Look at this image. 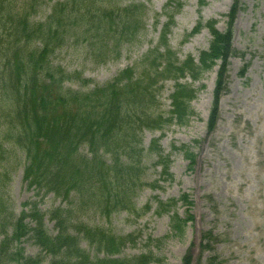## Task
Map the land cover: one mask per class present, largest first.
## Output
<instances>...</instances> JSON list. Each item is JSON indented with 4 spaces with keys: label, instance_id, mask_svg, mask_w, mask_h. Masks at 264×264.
Returning <instances> with one entry per match:
<instances>
[{
    "label": "rangeland",
    "instance_id": "374dc122",
    "mask_svg": "<svg viewBox=\"0 0 264 264\" xmlns=\"http://www.w3.org/2000/svg\"><path fill=\"white\" fill-rule=\"evenodd\" d=\"M43 1L42 11L32 19L35 24L43 23L50 8L64 0ZM173 1L123 3L131 5L132 13L139 9L134 7L136 3L144 4L145 28L137 40L130 38L123 42L118 54L105 62L98 56V46L95 52H90L84 42L96 40V33L81 26L74 33L79 42L75 43L74 35L71 36L74 39H69L51 62L53 67L82 75L89 82L85 89L83 82L74 78V82L66 84V89L86 92L106 86L126 69L140 65L149 51L159 48L165 52L160 35L172 15L168 37L171 51L177 55L179 64L188 57L198 64L199 54L210 48L213 37L205 27L194 37L187 36L199 23L215 22L219 33L232 35V56L223 74L225 86L215 127L210 128L209 123L217 83L221 80L220 61L204 72L199 81L187 75L178 81L161 82L156 86V94L158 114L166 120L164 132L144 130L134 140V145L143 151L140 187L132 195V202L142 211L141 217L119 210L110 219H104L89 211L75 213L74 220L131 239L129 242L134 245L125 247L114 258L145 255L150 257L151 264H264V0H207L202 7L200 0ZM172 2L173 8L178 6V9L168 12L166 6ZM177 83L191 86L196 92V98L189 103L193 114L183 126L171 114V96ZM154 143L161 148V156L171 155L169 174L163 173L166 162H159ZM10 147L5 138V122L0 121V223L7 217L14 223L22 212L29 213L30 207L25 208L28 203L36 204L47 214L46 231L55 236L57 229L48 213L69 210L71 205L30 186L24 179L23 155ZM182 147L188 150L190 158L180 151ZM105 159L111 163L109 156ZM122 161L125 163L126 159ZM186 197L191 205L183 201ZM173 200L179 202L174 212L182 220L187 219L184 232L172 230L174 212L158 215V202ZM147 205L151 206L150 211L145 210ZM81 246L95 256V251L85 242ZM20 248L26 257L41 254L30 237L22 241Z\"/></svg>",
    "mask_w": 264,
    "mask_h": 264
},
{
    "label": "trees",
    "instance_id": "16d2710c",
    "mask_svg": "<svg viewBox=\"0 0 264 264\" xmlns=\"http://www.w3.org/2000/svg\"><path fill=\"white\" fill-rule=\"evenodd\" d=\"M133 1L64 0L50 8L43 23L35 24L32 19L42 11L43 0H0V121L5 122L6 141L11 149L23 155L24 179L30 186L71 205L69 210L56 209L48 213L57 229L55 236L46 231L47 214L36 204L28 203L25 208L30 207L29 213L22 212L14 223L12 218H5L0 223V264L152 263L145 255L114 258L125 247L134 245L129 242L131 239L75 222V213L93 211L110 219L117 211L124 210L141 217L142 211L137 210L132 195L134 189L140 187L143 151L134 145V140L144 130L164 132L166 120L158 114L156 86L170 79H185L187 75L199 81L204 72L220 61L221 80L217 83L209 123L210 128L215 127L225 86L223 74L232 56V35L219 33L215 22L199 23L187 37L192 38L205 27L213 37L210 48L199 54L198 64L192 57L179 64L168 39L172 15L160 35L165 52L159 48L149 51L140 65L126 69L106 86L86 92L66 89L65 85L74 82V78L83 82L85 89L89 82H85L82 75L53 67L51 59L55 53L73 37L75 43L79 42L74 33L83 27L96 33V40L84 42L90 52H95L98 46L102 62L117 55L123 42L137 40L145 28L144 4L136 3L134 7L139 9L133 13L131 5H123L125 2L134 4ZM206 1L200 0V6L206 5ZM173 2L167 4L168 12L178 9V6L173 8ZM171 98V114L178 124H187V118L193 114L189 103L196 98L195 90L177 83ZM158 146L154 143L159 162H166L163 173L169 174L171 155L161 156ZM180 151L190 158L185 147ZM108 156L110 164L105 159ZM183 201L192 204L187 197ZM178 204L175 200L158 202V215L174 212ZM145 210L150 211L151 206L147 205ZM171 221L173 231L184 232L187 219L182 220L174 212ZM27 237L41 250L38 257H26L20 248ZM82 242L95 251V256L82 248Z\"/></svg>",
    "mask_w": 264,
    "mask_h": 264
}]
</instances>
